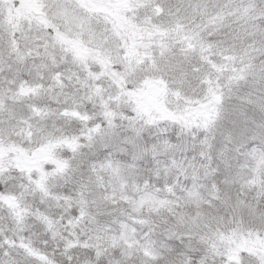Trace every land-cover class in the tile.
Segmentation results:
<instances>
[{
	"label": "snow or ice",
	"instance_id": "6c2138e0",
	"mask_svg": "<svg viewBox=\"0 0 264 264\" xmlns=\"http://www.w3.org/2000/svg\"><path fill=\"white\" fill-rule=\"evenodd\" d=\"M0 264H264V0H0Z\"/></svg>",
	"mask_w": 264,
	"mask_h": 264
}]
</instances>
